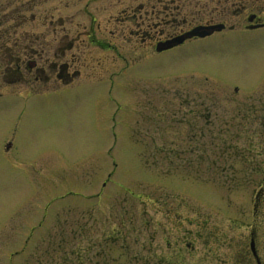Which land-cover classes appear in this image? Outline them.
Instances as JSON below:
<instances>
[{
    "label": "rangeland",
    "instance_id": "374dc122",
    "mask_svg": "<svg viewBox=\"0 0 264 264\" xmlns=\"http://www.w3.org/2000/svg\"><path fill=\"white\" fill-rule=\"evenodd\" d=\"M259 35L185 63L178 51L128 63L93 52L96 68L69 88L0 111V259L14 251L18 264H194L185 242L201 249L202 224L248 223L251 190L264 181ZM195 66L221 68L239 91L210 85L207 144L188 148L189 122L170 115L182 99L171 96L178 73Z\"/></svg>",
    "mask_w": 264,
    "mask_h": 264
},
{
    "label": "flooded vegetation",
    "instance_id": "af4514ba",
    "mask_svg": "<svg viewBox=\"0 0 264 264\" xmlns=\"http://www.w3.org/2000/svg\"><path fill=\"white\" fill-rule=\"evenodd\" d=\"M194 27H206L207 34L162 47ZM251 33L264 36V0H0V111L69 88L96 68L93 52L116 53L128 63L143 52L158 55L178 51L179 62L185 63L187 57L218 54L226 41ZM102 62H98L100 70L108 73ZM82 69H87L86 75L81 74ZM262 71L254 84L259 80L264 84V68L260 67ZM184 74L175 80L171 96L182 101L175 104L170 115L189 122L188 148L203 147L207 144L204 127L208 123L210 85L228 80L221 68L210 73L200 66L188 67ZM238 91L235 85L234 94ZM157 98L160 106V93ZM155 115L160 116V112ZM196 118L202 119L200 125ZM200 133L204 140L199 142ZM251 194L249 222L242 224L233 218L230 225L234 228L235 222L242 231L227 230L230 227L210 230L202 224V236L195 238L201 249L185 242L189 261L264 264V181ZM16 255L0 261L18 264ZM59 262L63 258H58Z\"/></svg>",
    "mask_w": 264,
    "mask_h": 264
},
{
    "label": "water",
    "instance_id": "95a60500",
    "mask_svg": "<svg viewBox=\"0 0 264 264\" xmlns=\"http://www.w3.org/2000/svg\"><path fill=\"white\" fill-rule=\"evenodd\" d=\"M205 33H206L205 29L196 27V28L190 30L189 32H187L185 35L186 36L195 35V34L204 35ZM182 38H183V36L173 38L167 45H171L172 43H177V42L181 41Z\"/></svg>",
    "mask_w": 264,
    "mask_h": 264
}]
</instances>
